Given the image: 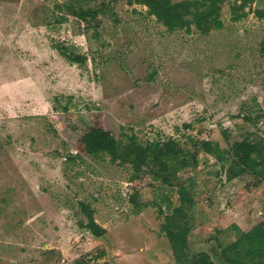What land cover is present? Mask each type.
Returning a JSON list of instances; mask_svg holds the SVG:
<instances>
[{
  "label": "rangeland",
  "instance_id": "374dc122",
  "mask_svg": "<svg viewBox=\"0 0 264 264\" xmlns=\"http://www.w3.org/2000/svg\"><path fill=\"white\" fill-rule=\"evenodd\" d=\"M232 2L223 27L203 33L168 31L127 0H0V264H177L161 224L163 194L178 204L179 181L196 199L189 253L227 264L219 252L238 237L233 224L247 231L264 220V182L228 179L200 150L197 169L164 185L152 174L134 178L110 155L81 153L75 141L99 114L143 143L172 136L192 148L209 139L232 152L246 138L264 142V18L254 13L264 0L240 20ZM57 42L86 61L70 62ZM135 192L149 204L140 212ZM80 200L105 236L81 225Z\"/></svg>",
  "mask_w": 264,
  "mask_h": 264
},
{
  "label": "trees",
  "instance_id": "16d2710c",
  "mask_svg": "<svg viewBox=\"0 0 264 264\" xmlns=\"http://www.w3.org/2000/svg\"><path fill=\"white\" fill-rule=\"evenodd\" d=\"M147 6L148 12L166 26L168 31L177 29L190 30L196 27L203 33L212 29H220L222 8L226 0H127ZM256 0H234L231 3L233 20H240L248 14L247 7ZM84 17L95 18L97 12L92 9L80 8ZM254 13L264 18V6L257 4ZM55 47L70 62L80 64L86 61V56L76 52L63 42H57ZM260 52L264 56V41L260 45ZM66 109V107L64 108ZM118 133L107 128L99 114H94L92 122L79 129L76 137V147L79 152L91 155L107 154L121 163H128L133 169V177L142 174H152L161 184L174 186L182 170L197 169L199 166V151L213 155L226 172L228 179H234L244 174H254L257 177L256 186L264 182V142L246 138L234 143L230 152L221 147L217 141L209 139L193 140V146L185 147L175 137L167 139H152L141 142L135 133ZM178 185L179 203L174 204L170 194L164 193L167 212L161 228L171 243L175 263L177 264H215L212 254L206 250L190 251V234L193 229L191 221L196 208V199L192 188L184 181ZM140 193L131 196V202L136 212L142 211L149 204L141 200ZM81 211L85 220L81 225L94 236L103 237L107 229L99 224L94 217L91 204L80 200ZM160 212H164L162 205ZM234 229L239 230L238 237L225 245L219 255L227 264H264V220L247 231L241 230L237 224ZM218 254V253H217Z\"/></svg>",
  "mask_w": 264,
  "mask_h": 264
},
{
  "label": "crops",
  "instance_id": "0c3cea01",
  "mask_svg": "<svg viewBox=\"0 0 264 264\" xmlns=\"http://www.w3.org/2000/svg\"><path fill=\"white\" fill-rule=\"evenodd\" d=\"M240 227V224H237Z\"/></svg>",
  "mask_w": 264,
  "mask_h": 264
}]
</instances>
